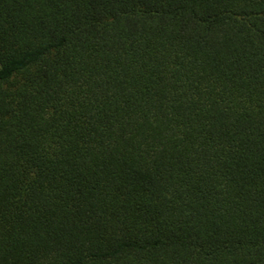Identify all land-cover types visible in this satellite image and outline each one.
I'll return each instance as SVG.
<instances>
[{
	"label": "trees",
	"instance_id": "16d2710c",
	"mask_svg": "<svg viewBox=\"0 0 264 264\" xmlns=\"http://www.w3.org/2000/svg\"><path fill=\"white\" fill-rule=\"evenodd\" d=\"M0 264H264V0H0Z\"/></svg>",
	"mask_w": 264,
	"mask_h": 264
}]
</instances>
